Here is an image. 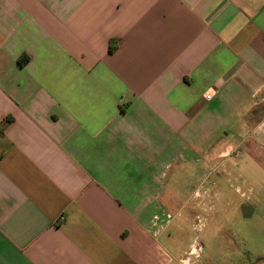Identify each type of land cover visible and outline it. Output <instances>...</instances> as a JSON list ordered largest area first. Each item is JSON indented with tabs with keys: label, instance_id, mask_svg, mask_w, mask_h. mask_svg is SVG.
Instances as JSON below:
<instances>
[{
	"label": "crops",
	"instance_id": "obj_1",
	"mask_svg": "<svg viewBox=\"0 0 264 264\" xmlns=\"http://www.w3.org/2000/svg\"><path fill=\"white\" fill-rule=\"evenodd\" d=\"M213 174L264 193V0H0V264H185Z\"/></svg>",
	"mask_w": 264,
	"mask_h": 264
},
{
	"label": "rangeland",
	"instance_id": "obj_2",
	"mask_svg": "<svg viewBox=\"0 0 264 264\" xmlns=\"http://www.w3.org/2000/svg\"><path fill=\"white\" fill-rule=\"evenodd\" d=\"M207 184L209 208L198 209L190 232L197 240L190 255L201 254L185 264H250L264 256V193L236 176L220 182L213 174Z\"/></svg>",
	"mask_w": 264,
	"mask_h": 264
},
{
	"label": "trees",
	"instance_id": "obj_3",
	"mask_svg": "<svg viewBox=\"0 0 264 264\" xmlns=\"http://www.w3.org/2000/svg\"><path fill=\"white\" fill-rule=\"evenodd\" d=\"M113 49H114V46H113L112 44H110L109 47H108V51L111 52ZM26 59H27V57L24 56V57H20V58L18 59V61H19V63L22 64L23 62L26 61ZM262 262H264V261H262ZM256 264H257V263H256Z\"/></svg>",
	"mask_w": 264,
	"mask_h": 264
},
{
	"label": "built area",
	"instance_id": "obj_4",
	"mask_svg": "<svg viewBox=\"0 0 264 264\" xmlns=\"http://www.w3.org/2000/svg\"><path fill=\"white\" fill-rule=\"evenodd\" d=\"M211 95H212V91H209V92H207L205 94V98L206 99H209L211 97ZM59 218H60V220H62L63 219V216H60ZM185 262H188L187 258H186Z\"/></svg>",
	"mask_w": 264,
	"mask_h": 264
},
{
	"label": "water",
	"instance_id": "obj_5",
	"mask_svg": "<svg viewBox=\"0 0 264 264\" xmlns=\"http://www.w3.org/2000/svg\"><path fill=\"white\" fill-rule=\"evenodd\" d=\"M264 261V257H259L257 259H255L253 262H251L250 264H256L258 262Z\"/></svg>",
	"mask_w": 264,
	"mask_h": 264
}]
</instances>
